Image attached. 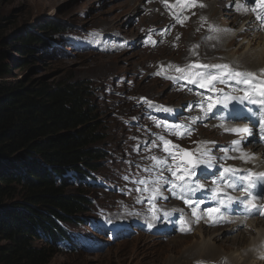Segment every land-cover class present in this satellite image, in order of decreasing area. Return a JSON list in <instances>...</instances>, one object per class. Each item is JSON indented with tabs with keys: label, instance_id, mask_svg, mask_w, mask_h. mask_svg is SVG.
Segmentation results:
<instances>
[{
	"label": "rangeland",
	"instance_id": "1",
	"mask_svg": "<svg viewBox=\"0 0 264 264\" xmlns=\"http://www.w3.org/2000/svg\"><path fill=\"white\" fill-rule=\"evenodd\" d=\"M130 1L0 0V53L3 54L0 56L4 59V67L10 70V74L6 78H0V82L15 84L20 80L28 85H54L83 81L90 88L95 116L99 117L106 136V141L99 147L108 149V158L103 162L102 168L93 173L94 179L91 182L95 185L84 187L90 193L93 204L90 211L83 215L84 218H79L76 223H69V233L76 235L77 244L74 249L59 247L49 264H153L150 260H158V252L166 258L160 264H195L197 258L216 261L235 251L219 248L215 254L203 255L200 252L192 257L188 254L183 256L185 251L202 242V232L184 236L185 243L177 246L176 240L181 236L182 230L177 226L179 219L151 227L148 220L130 216L129 207L133 206L135 195L143 196L145 205L149 203L150 194L145 189L148 187L150 168L141 169L138 161H141L142 155L151 154V161H155L152 158L160 154L168 157L163 151L160 137L179 146V149H173L178 152L177 163L183 162L182 152H186L190 161L202 158L212 164L211 168L207 164H200L196 176L193 177L200 184H204V187H210L213 173L217 169L214 150L202 156L204 141L190 135L189 121L194 110L188 111V105L180 106L188 99L184 96L187 91L191 97L200 101L202 97L207 100L213 92L181 79V73L175 67L184 68L192 62L221 64L226 60L232 62L230 66L235 70L255 73L246 67L253 69L250 65L256 64V59L244 58L245 49L239 44L243 38L240 37L231 44L224 38V47L220 49L216 45L210 46V43L205 45L206 42L217 40L218 34L213 32L210 34L212 39L204 41L207 37H203L201 31L194 28L192 15H183L181 19H188L183 24L178 22L175 25L183 32L176 41L168 46L147 50L141 43L144 41L140 36L142 24L149 26L155 19L149 20L145 16L140 18L142 12L137 6H130ZM206 1L208 9L204 14L216 21L219 34L224 35L226 32L232 36L237 31L244 33L247 30L246 19H241L236 25L227 23L230 18L235 17V12L264 16V8L258 7V0H244V7L237 11L230 6L231 0H217L221 3L219 10L211 6L214 0ZM134 8L141 13L136 14L137 12L132 11ZM188 9L189 7L184 8L183 11L188 12ZM53 25L57 28L56 32L49 28ZM155 25L161 28L165 23L159 22ZM260 33L264 34L263 31ZM30 34L39 35L41 40L31 46L34 49L32 54L25 55L21 51L20 43L13 42L18 41L19 35L27 37ZM165 61H171L170 65L173 67L168 66L161 80L154 78L153 71L165 64ZM241 62L244 65L236 67ZM27 64L32 66L25 67ZM168 76L176 79H167ZM156 103L160 107L145 110L146 106ZM177 106L180 107L176 108ZM204 135L210 141H225L217 132ZM190 140L196 142L189 144ZM140 145L142 147L139 149ZM259 150L264 151V148L255 149L252 155L259 158L258 162L264 167V152L259 154ZM135 155L137 156L133 157ZM249 155L247 154V158L251 163L248 168L252 170L254 161ZM128 158L131 161L127 162ZM168 160L172 164L170 157ZM153 163L152 166L157 164L156 161ZM226 167L241 170L245 166L241 163L240 167L232 164ZM168 175L170 179H175L170 171ZM140 181L146 183L142 184ZM78 187L79 185L72 183L67 191L71 194ZM234 193V187H231L229 194L224 196L226 208H220L223 215L232 216L227 212L231 206L228 197L232 198ZM147 210L153 213L152 207L149 206ZM231 211L237 213V209ZM256 218L251 217L248 220ZM226 230H214L212 233L221 238L232 237L230 235L234 232L229 233L231 229ZM215 231L220 232L217 234ZM39 234L43 238L41 237L37 245L45 246V234ZM153 243H159L155 247V253L153 249L146 247V244ZM228 262L224 264H230L229 259Z\"/></svg>",
	"mask_w": 264,
	"mask_h": 264
},
{
	"label": "trees",
	"instance_id": "2",
	"mask_svg": "<svg viewBox=\"0 0 264 264\" xmlns=\"http://www.w3.org/2000/svg\"><path fill=\"white\" fill-rule=\"evenodd\" d=\"M17 38L25 55L41 40ZM3 61L0 56V78L10 74ZM91 98L83 81L0 82V264H49L59 247L75 248L69 223L90 211L84 187L94 185L93 173L108 158ZM72 183L80 188L69 194ZM39 232L45 246L37 245Z\"/></svg>",
	"mask_w": 264,
	"mask_h": 264
},
{
	"label": "bare ground",
	"instance_id": "3",
	"mask_svg": "<svg viewBox=\"0 0 264 264\" xmlns=\"http://www.w3.org/2000/svg\"><path fill=\"white\" fill-rule=\"evenodd\" d=\"M220 1L222 2V0ZM243 1L244 0L235 2V0H231L230 6H233L234 10L237 11L239 8L244 7ZM197 2L202 3L205 6L189 7L188 12H184V7L177 5L176 0H167V6L164 0H131L129 5L137 6L138 9H140V11L142 12V15L140 14V18L141 16H145L149 20L155 19L154 22L149 23V26H147V24H142V33L140 36H142L141 39L144 38V41L141 42L144 44V48L147 50H151L160 46H168L170 43L176 41L180 36L183 35V32L175 27L178 21L176 19V16H174V13L176 15H179L180 17H182L183 15H192L194 28L199 29V32L201 31L203 37H207V39L204 41H209V38L212 39V37L210 36L211 33L216 32L218 34L216 36L217 40L206 42L205 45L210 43V46L216 45L217 48L220 49L224 47L222 42L224 38L229 40V44L234 43V41L239 37L243 38V41H241L242 43L239 44H241V48L245 49L244 58L249 59L254 57L256 59V64L253 63L250 65L253 69H250L248 67H246V69L254 70L255 74L257 73L256 76L259 79L264 80V73H262V70H264V65L262 64L264 63V34L260 33L261 31L264 32V21L257 19L258 15L250 14V12H235V17L230 18L227 23L236 25L241 19H246L247 30L244 33H240L237 31L232 36L228 35L226 32H224V35L219 34V27L215 24L216 21L212 20L211 17L204 14V11L208 9L207 1L197 0ZM220 5L221 3L217 0H214L211 3V6L217 8L218 10ZM132 11H134L135 13L137 12L136 14L141 13L138 12L137 8H134ZM159 22H164L165 25L159 28L155 25ZM241 28L238 29L241 30ZM149 37H151V40H149ZM152 41H155L156 43L153 44ZM196 45L199 47L198 43H196ZM194 50H196V48ZM237 61L239 62L240 60ZM259 62L260 64H258ZM170 63L171 61H165V64L160 65L156 70L153 71L152 76L156 79L161 80L165 76L166 69L168 68ZM209 63L212 64L211 62ZM221 64H229L232 66V62L226 60H224ZM243 65L244 64L241 62L240 66L236 65V67H242ZM157 73L161 74L157 75ZM217 87L223 89V92L212 93L211 96L216 97L218 100H223L225 96H243L244 92L242 91V89L246 88L247 86L237 83L235 80H231L229 78L223 84H218ZM184 96H186L188 99L180 106L188 105V111L194 110L192 113V118L189 121V129L191 133L190 135L196 137L197 140L204 141V153H207L211 150H214L215 152L217 158V169L213 173L212 180L217 181V183L214 184L212 181L211 185L213 187L220 188L221 193L217 194L218 199H213L214 193L211 187H208V185L203 189L197 190L194 193H185V198L194 201L192 207H189V205L186 204L184 200L179 198V190L173 189L170 183L165 182L174 180L173 178L170 179V176L168 175L169 170L167 169V167L157 164L155 166H152L154 165L153 162L155 161L150 160L149 157L151 156V154L148 156L142 155L141 161H138V164L141 169L145 170L147 167L150 168V174H148L147 177V192L150 194V199L149 203L145 205L143 196L135 195L132 200L133 206L129 207V215L143 220H148L151 227L159 226V223L161 222H174L176 219H179L177 223L178 229L180 230L182 228L184 230L180 231L181 236L176 240L177 246H181L185 243L186 237L184 236H193L195 234L197 235V233L199 234V232H202V242L196 244V247H193L191 250L189 249L185 251L183 253V256H186L188 254L189 257H192L196 255V253L200 254V252L203 255H209L216 252L219 248H223L225 251L235 250L229 255L226 254L228 256H222L216 261L197 258L195 264H224V262L229 263L228 259L230 260V264H264V219L256 217H254L256 218L254 220L247 219L248 221L243 219L245 217L253 216L257 214V212L253 214L243 211L240 217H229L223 215L224 218L222 222L216 224L212 223L207 214V209L209 208L218 206L220 208H226V203H224L223 200L224 196L229 194L228 190L230 188L227 187L225 180L220 179V174L224 169L227 168L226 166L228 164H232L238 167L242 163L243 159L244 165L248 167L249 162L245 159V157L249 153L245 151L253 150L259 145L264 146V136H262L260 132V125L262 121H264V103H260V101H264V97L255 96L254 98L257 100V103H251L248 100H229L226 107L222 104H217V106L211 112H205L201 110V103L203 102L206 108L207 100H204L203 97L201 101L195 100L193 97H191L188 91L184 94ZM180 106H177L176 108H179ZM157 107L160 106H158V104L156 103V105L152 104L146 106L145 110H147L148 108L154 109ZM248 113H250V115H248ZM235 128H248L250 129V133H236L233 131H228V129ZM210 132L219 133L222 137L225 138V141L216 142L208 140L204 134H208ZM195 142L196 140H190L189 144ZM234 142H238V144ZM141 147L142 145H140L139 149ZM224 149H227V151H224ZM262 152L264 151H258L259 154ZM136 156L137 155L133 157ZM156 157L168 158L161 154L156 155ZM134 160L136 161L137 159L135 158ZM129 161H131V158L127 159V162ZM263 168L264 167H262V169ZM235 170L238 177L246 176V171H241L239 168ZM161 175L163 179L157 180V178ZM225 175L227 178L231 179L230 173ZM247 183L249 184V182ZM255 184L256 185L255 189L253 190V194L255 196H258L260 195V193H263L264 195V177H262L257 183L255 182ZM154 187L159 188V193L156 195L155 200L153 201L151 199V190ZM198 201H202V203H195ZM221 202H223L224 206H221ZM153 203L155 204L156 210L155 213H150L147 208L149 206L152 207ZM193 207L196 209V215H193L192 213ZM231 210L232 208L230 207V210L228 209L227 212L232 215L233 213H231ZM197 216L201 217L199 221H197ZM122 218L123 217H120V219ZM188 229H191V231H188ZM226 229H231L229 233L234 232V234L236 235L232 234L230 235L232 237L226 236L225 238H221L220 236L212 233V231L214 230L227 231ZM220 231L215 232L218 234V232ZM157 244L159 243H153L152 245L146 244L148 245L146 247L151 248V250L153 249L152 251L153 253H155L157 252V250L155 249ZM173 251L176 252L177 250ZM163 255L164 254L158 252V260L154 261L155 259H152L150 261L153 262V264H160V261L162 259H165L166 261V258H164Z\"/></svg>",
	"mask_w": 264,
	"mask_h": 264
},
{
	"label": "snow or ice",
	"instance_id": "4",
	"mask_svg": "<svg viewBox=\"0 0 264 264\" xmlns=\"http://www.w3.org/2000/svg\"><path fill=\"white\" fill-rule=\"evenodd\" d=\"M166 6H167V0H164ZM177 5H180L187 9L188 7H204L202 3H198L197 0H176ZM258 7L264 8V0H258ZM255 10V9H253ZM194 14V13H193ZM174 16H176V19L179 23L183 24L185 19H188V17H184L181 19L179 15H176L174 13ZM257 19L264 21V16L258 15ZM149 40H151V37H149ZM153 44H155V41H152ZM163 67V66H162ZM173 67V66H169ZM175 70L179 73H181V79L187 80L188 83L193 85H198L202 89H206L213 93H222L223 89L218 88V84H223L226 79L235 80L237 83L246 85L247 87L242 89L244 92L243 96H225L223 100H218L214 96H208L207 97V106L205 108V104L201 103V110L205 112H211L217 104H222L225 107L227 106V103L229 100H239L244 101L248 100L251 103H257V100L254 98L255 96L264 97V80L259 79L255 73L252 72H241L238 70L233 69L228 64H202L198 62H192L189 65L185 66L184 68L175 67ZM215 70V71H213ZM262 73H264V70H262ZM161 73H157V75H160ZM167 79H173L175 80L176 77L168 76ZM260 103H264V101H260ZM167 110V109H166ZM199 119V118H197ZM228 131H233L236 133L240 132H249L250 129L248 128H235V129H228ZM260 132L262 136H264V121H262L260 125ZM174 134H181V133H174ZM161 141V144L163 146V151L168 154V157L171 158L172 164H169L168 158H156L153 157L152 159L156 161L157 165L160 166H166L167 169L171 172L172 177H175L174 180L171 181H165L166 183H170L173 189H178L180 193V199L184 200L186 204L189 205V207H192L194 201L191 199L185 198V193H194L197 190L203 189L204 185L200 184L198 181L194 180L193 177L196 176V170L199 167L200 164H207V167L211 168L212 164L202 158L196 159L194 161H187V162H181L177 163V157L178 152H174L173 149H179L178 145L172 144L171 141L165 139L164 137L159 138ZM237 143L238 142H234ZM159 146V145H158ZM183 151V150H180ZM224 151H227V149H224ZM203 155H208V153H203ZM185 163L187 166H184ZM174 165V167H173ZM231 174V179L227 178L225 174ZM251 173L247 176H237L236 170L231 168H226L223 170V172L220 174V179L225 180L227 187H235L236 180H239L241 182L248 181L249 186L244 189V191L249 192V197L247 200L243 201L244 207L249 211H255L260 214H264V212H261V209L255 205L254 203H251L252 200L255 199L254 196L251 195L250 189L253 186V182L250 180ZM264 175V174H261ZM163 179L162 175L157 178V180ZM140 183L144 184L145 181H140ZM214 184L217 183V181H213ZM147 190V189H145ZM152 197L151 199L154 201L156 195L159 193V188L154 187L152 190ZM213 199H218V193L221 191L218 187L214 188L213 190ZM229 202L232 201L231 197H228ZM195 203H202V201H198ZM221 206L223 205V202H221ZM153 212L155 213V204L152 205ZM193 215H196V209L192 208ZM207 214L209 219H211L213 224L220 223L223 220V213H221L220 207H213L207 209ZM219 214V215H217ZM167 215V214H166ZM201 217L197 216V221H199ZM184 229H182L183 231ZM188 231H191V229H188Z\"/></svg>",
	"mask_w": 264,
	"mask_h": 264
},
{
	"label": "water",
	"instance_id": "5",
	"mask_svg": "<svg viewBox=\"0 0 264 264\" xmlns=\"http://www.w3.org/2000/svg\"><path fill=\"white\" fill-rule=\"evenodd\" d=\"M183 160L184 161H189V156H187L186 153L183 154Z\"/></svg>",
	"mask_w": 264,
	"mask_h": 264
}]
</instances>
